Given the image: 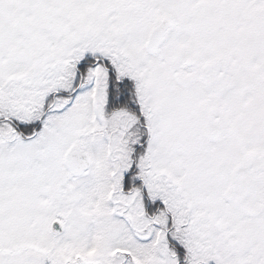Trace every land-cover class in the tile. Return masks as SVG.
<instances>
[{
  "label": "snow or ice",
  "instance_id": "snow-or-ice-1",
  "mask_svg": "<svg viewBox=\"0 0 264 264\" xmlns=\"http://www.w3.org/2000/svg\"><path fill=\"white\" fill-rule=\"evenodd\" d=\"M0 264H264V0H0Z\"/></svg>",
  "mask_w": 264,
  "mask_h": 264
}]
</instances>
